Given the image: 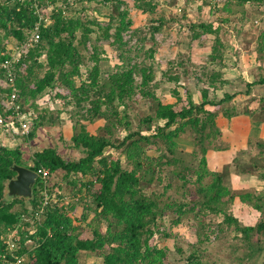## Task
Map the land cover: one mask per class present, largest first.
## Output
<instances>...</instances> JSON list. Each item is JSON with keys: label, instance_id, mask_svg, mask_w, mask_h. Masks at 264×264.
I'll list each match as a JSON object with an SVG mask.
<instances>
[{"label": "trees", "instance_id": "obj_1", "mask_svg": "<svg viewBox=\"0 0 264 264\" xmlns=\"http://www.w3.org/2000/svg\"><path fill=\"white\" fill-rule=\"evenodd\" d=\"M92 1L109 13L104 18L89 14L85 3ZM79 2L81 11L75 10ZM217 5L222 15L239 7L247 19L242 18V26L250 21L256 29L255 54L262 72L245 84L244 92L226 90L234 87L224 71L230 46L215 22L189 25L191 42L212 39L207 50L198 49L208 52L205 60L194 63L190 55L181 54L169 60L167 68H158L156 34L163 32L166 18L158 15L148 27L134 29L130 15L131 9L157 13L156 0H133L132 8L127 0H0V79L6 77L2 62L10 55L1 52H7L8 42L14 38L27 43L38 27V40L15 63L18 102L31 116L39 112L25 140L53 123L48 110H38L41 99L48 98L62 109L70 107L73 134L67 145L79 151L78 157L67 158L57 148L45 147L28 162L20 147L8 148L0 141V264L15 262L4 243L12 230L20 235L14 254L26 256L20 264H88L80 260L84 253L101 255L103 264H169L170 250L156 238L175 237L166 223L176 227L191 217L198 223L201 245L209 238L202 229L208 215L223 216L219 229L235 225L248 258L264 257V192L232 188V164L211 169L208 158L211 151L222 150L223 128L237 115L229 103L239 93L249 94L252 85H264V28H255L257 16L264 14V0H224ZM248 9L256 14L248 15ZM221 17L222 22L229 20ZM106 45L116 54L110 66H105L110 62L104 56ZM184 77L194 79L197 101ZM169 83L173 86H166ZM158 89L169 92L170 98L160 96ZM218 89H224L221 99ZM10 91L0 86V117L5 121L10 111L2 102ZM258 143L264 148V142ZM14 165L39 174L29 201L4 200L6 182L16 175ZM254 165L243 169L256 175ZM42 169L49 171L47 177ZM60 171L61 178L49 185V176ZM256 176L264 182V172ZM159 186L162 190L157 191ZM46 195L48 204L36 217ZM237 200L249 215L233 214ZM29 238L34 244H26ZM192 246L194 252L204 251ZM178 251L184 250L179 246ZM187 261L202 264L193 252Z\"/></svg>", "mask_w": 264, "mask_h": 264}, {"label": "rangeland", "instance_id": "obj_2", "mask_svg": "<svg viewBox=\"0 0 264 264\" xmlns=\"http://www.w3.org/2000/svg\"><path fill=\"white\" fill-rule=\"evenodd\" d=\"M129 2V6L133 5V0H127ZM158 1L157 6V13L149 14V13H141L140 11L136 9H131L130 15L133 18V26L132 28H145L148 27V25L151 23V20H154L155 18L159 17L158 15H161L166 18L167 22L164 25L163 32H159L156 34V66L160 67L162 65V68H167V62L169 60H178L182 55H190L191 56V62L194 63H200L201 60H205L207 56V51L203 50L200 52V48H205L207 50L208 47L211 46L212 42L209 40H195L193 42L190 41V31H189V25L192 22H215L216 25L220 26L221 30L220 33L222 37L224 38V41L229 44V49L227 51V59L229 63H227V68L224 69L226 73V77L229 78L230 76H233V67L236 65V62L240 61L241 59L244 60V52L243 51L239 53H236L235 51H232L231 47L233 49H237L238 45H242L243 47L246 46L247 42L246 40H249L255 35L256 29L251 28L250 21L245 23V29L244 26H242V18H244L243 13H241V9L239 7L234 6L232 8L231 13L222 12L219 13L218 9V2L224 1V0H156ZM82 4L79 2L78 6L75 8L77 11H81ZM180 8V9H179ZM181 8L183 11H181ZM220 8V7H219ZM247 8H249L247 6ZM85 9L89 12V14H97L100 17L104 18V15H107L109 13V9L105 8L99 3H96L95 1L87 2L85 3ZM99 10V11H98ZM184 10H186V13H184ZM248 15H255L256 13L250 9H248ZM186 14V15H183ZM221 16H224L225 18H229L228 21L222 22L223 18ZM257 16V15H256ZM243 20L247 21L246 18ZM256 26L255 28H264V14L261 16H257L256 18ZM247 30L248 34L246 33ZM244 31V32H243ZM129 33H126V37H128ZM22 44L21 42L16 41L14 38L8 42L7 44V50H11L14 48L16 51L18 50L17 45ZM150 46V43L147 44V47ZM106 54L104 56L108 57L110 59V62L106 63L105 66H110L115 64L114 57L116 54L115 51L109 46L106 45ZM27 46H23L22 50H26ZM239 54V55H238ZM243 55V57H242ZM231 60V61H230ZM196 61V62H195ZM233 63L235 65H233ZM259 63V62H258ZM203 65V63L201 64ZM237 66V65H236ZM158 67V68H159ZM218 68V66L216 65ZM239 67H242L244 74L246 75V78L249 80H253L259 76H255L256 74L252 72V69H250L247 64L239 65ZM237 69V70H242ZM257 70V69H253ZM241 72V71H240ZM228 74V75H227ZM261 74V73H259ZM235 75V74H234ZM157 77L159 79V73H157ZM183 80L188 81V85L192 88L194 91V94L196 92L195 89V81L192 77L188 78V80L183 78ZM3 84V85H2ZM233 86H228L226 90H231V92L236 91L238 92H244L245 84H233ZM0 86H5V83L0 79ZM166 86H173V84H166ZM255 89L252 90L249 94H243L239 93L231 103H229L228 106L233 105L234 109L236 110L237 114H242L244 111V114L251 111V107L256 106L254 117L251 116L250 121V129L248 131V144L247 149L241 148V142L235 143V140L232 135L234 136V133L228 138V142L231 146L235 145V147H231L233 154L236 155L238 152V155L233 159L234 166H236V172L234 171V175H229V182L230 186L237 191H253V190H260L264 192V182L261 181L260 178H258L256 175L264 172V148L259 146L258 142H264V103L259 104L261 102H264V85H254ZM253 87V88H254ZM236 88V89H234ZM233 89V90H232ZM218 89L217 95L218 98H222L224 96L223 91H219ZM157 93L162 96L163 98H170L169 92L162 91L161 89L157 90ZM198 100V99H197ZM258 102V105L255 103ZM39 107L38 110L46 109L48 110V115L52 117L53 123L52 124H45L44 126H41L38 129L37 135L34 139L26 141L25 135L21 133H16L14 130H12V127H6L4 130V125H0V129L3 130L4 134L0 135V139L2 140V143L7 146L8 148H16L20 147V149L24 152L25 160L30 162V157L34 154L35 151L40 150L45 147H55L57 148L65 157L67 158H76L79 156V151L70 148V138L73 134L72 129V122L70 119V107L66 109H62V106L59 104V102H56L52 99L48 98H42L40 103H38ZM29 105V104H28ZM28 105L26 108H28ZM61 110V111H60ZM257 110H260L259 112H256ZM146 110L143 109V112ZM26 113V112H25ZM39 112L35 113L32 117L31 115L27 114L25 116V119L28 120V122L32 125L33 118L37 116ZM134 115V112H132ZM100 125V122H98L96 125H94L95 128ZM31 130V129H30ZM69 144V145H67ZM191 149V148H189ZM263 150V151H262ZM250 151V152H249ZM107 154H117V151L114 150H107ZM243 152V153H242ZM124 162V161H123ZM255 164V165H254ZM250 165H254L252 168H254V175L253 177H250L247 175L246 172L247 169H243L244 167H249ZM26 166V165H24ZM27 167V166H26ZM240 171H237V170ZM63 174L61 171L57 175H51L49 176V185H53V180H59V177L61 178ZM247 175V176H246ZM48 179V178H47ZM63 183L65 181H62ZM66 184V182L64 183ZM239 184V185H238ZM238 185V186H237ZM236 186V188H235ZM66 191L69 192L71 195V187L65 188ZM162 190V187L159 186L157 188V191ZM172 190V189H171ZM170 190V192H171ZM169 192V193H170ZM195 196V195H194ZM68 200V199H66ZM240 200H237V203L234 204L231 207V210L234 215L237 216H247L249 215L246 211L241 209L240 206ZM82 209H77V214L81 215ZM91 216V214H90ZM26 219H29L26 217ZM223 219L222 215H208L205 218V222L207 223L204 228L200 226V228L203 229V237H208L204 243H201V245H198V240L196 236V230L198 223L193 220L191 217H187L186 219H183V222L179 224L178 226L174 227L169 223V221L166 223L165 227L172 231L175 237L172 238H162L161 235L158 238V242L161 246H166L169 248V264H189L187 259L188 256L193 252L198 258H200L202 264H260L262 261L263 256L258 257L254 256L252 258H248L246 254L245 245L242 243L243 238L241 237V233L239 231H235V225H231L230 227H227L224 225L225 229H219L217 227V224ZM30 220V219H29ZM242 224H245L244 221H242ZM105 225H103V229H105ZM201 229V230H202ZM202 246L204 251L201 250H195L193 246ZM181 246L183 248V252L180 253L178 251V247ZM80 260L84 263L88 264H103V257L98 254H82L80 256Z\"/></svg>", "mask_w": 264, "mask_h": 264}, {"label": "crops", "instance_id": "obj_3", "mask_svg": "<svg viewBox=\"0 0 264 264\" xmlns=\"http://www.w3.org/2000/svg\"><path fill=\"white\" fill-rule=\"evenodd\" d=\"M244 31H246V33L248 34L247 30H244ZM255 37H256V35H254L249 40H246L247 44L245 47H243L240 44L238 45L237 49H233L231 47L232 51H235L236 53H239V54H240V52L243 53V51H246V52H244L245 53L244 54V60H242L243 58L241 59V56H240V58H239L240 61L235 63L237 66L233 63V65H235L232 68L233 69V73H232L233 76L229 75V79H231L234 84L237 83V84L241 85V84H246L247 82H252L255 80V77L253 80L247 79L246 75L244 74L242 67H239V65L240 66L244 65V67H245V63H246L247 66L250 69H252V72L256 74L255 76H258L259 73L262 72L261 71L262 68L259 67V66H261V63L260 62L258 63V61L256 59L255 50H256L257 42H256ZM242 57H243V55H242ZM262 67H264V64H262ZM254 68L257 70L256 71L253 70ZM237 69H242V70H237ZM225 75H226V73H225ZM257 85H261V84H257ZM253 87H254V85H252V87H251L252 90L255 89V87L254 88ZM219 91L224 92V89H220ZM243 94L244 93H241V95H243ZM193 95H194V99L197 101L196 92H195V94L193 92ZM263 103L264 102H261L259 104L263 105ZM255 104L258 105V102H256ZM255 108H256V106L251 107V113L252 112L255 113ZM259 111L260 110H257L256 112H259ZM254 113H253L252 117H254ZM250 121H251V116L248 115L247 113L244 114V111H243L242 114H237L235 117H233L232 120L230 121L229 125L224 126L223 135H222V150L211 151L208 155L209 166L211 167V169L221 170L225 166L232 164L233 170L230 173V175L231 176L234 175L233 172L234 171L236 172V166H234V164L236 165V163L233 162L234 161L233 159L238 155V152L236 153V155L233 154L231 147H235V145L231 146L228 142V138L234 133V136L232 135L231 137L234 138L235 143L241 142V148L245 149V151H246L247 144H248V137H247L248 134L247 133L250 129ZM1 133H2V135L4 134L2 129H0V135H1ZM0 141L2 142L1 139H0ZM237 171H239V169ZM247 175H249L250 177L254 176V175H250V174H247ZM235 188H236V186H235Z\"/></svg>", "mask_w": 264, "mask_h": 264}, {"label": "built area", "instance_id": "obj_4", "mask_svg": "<svg viewBox=\"0 0 264 264\" xmlns=\"http://www.w3.org/2000/svg\"><path fill=\"white\" fill-rule=\"evenodd\" d=\"M37 30H38V27H36V30L32 33L27 43H22L16 46V48L18 47L17 51L14 49L15 48L14 47L11 50L6 49L7 52L6 51L1 52L2 54L6 53L10 55L8 59L2 62V68L5 69L6 71V77L2 78V81L5 83V86H2V87L11 88V91L4 98L2 102L5 110L10 111V117L8 121H5L3 117H0V125H4V127H12L13 128L12 130H14V132L21 133L23 135H28L30 133L31 124L28 122L27 119H25V116L27 115V113H25V111L22 110L21 105L18 102L19 95H18V90L16 87L15 63L19 61L22 54H26L29 51V47L32 41L38 40ZM23 46H27V49L22 50ZM40 172H42L44 177H47L49 175V171L47 169H42L40 170ZM47 204H48V196L46 195L43 206L40 208V210L36 212V217L41 216ZM31 233H33V230L31 231ZM19 237L20 235H19L18 230H12L6 234L5 239H4V243L8 245L10 251L12 252V255L15 258L14 264H20L26 258L25 254L23 255L14 254V250L18 246L17 242L19 241ZM26 244L32 245L34 244V240L29 238L26 241ZM32 248L33 247H31V249ZM1 257L4 261H7V257L5 254L2 255Z\"/></svg>", "mask_w": 264, "mask_h": 264}, {"label": "water", "instance_id": "obj_5", "mask_svg": "<svg viewBox=\"0 0 264 264\" xmlns=\"http://www.w3.org/2000/svg\"><path fill=\"white\" fill-rule=\"evenodd\" d=\"M12 168L16 175L6 182L4 200L9 202L20 197L29 201L39 174L26 166L14 165Z\"/></svg>", "mask_w": 264, "mask_h": 264}]
</instances>
